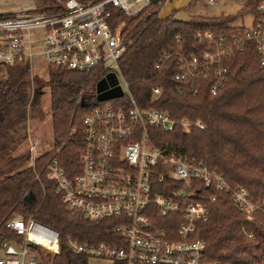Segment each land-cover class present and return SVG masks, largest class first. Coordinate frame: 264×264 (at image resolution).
I'll list each match as a JSON object with an SVG mask.
<instances>
[{"label":"built area","instance_id":"built-area-1","mask_svg":"<svg viewBox=\"0 0 264 264\" xmlns=\"http://www.w3.org/2000/svg\"><path fill=\"white\" fill-rule=\"evenodd\" d=\"M165 1L158 3L157 13ZM60 5L62 9L57 12L33 6L0 14V81L6 78L10 65L23 62L31 85L33 59L40 57L45 66L82 74L98 69L102 74L114 71L123 88L118 97L128 100L126 107L120 103L97 106L80 117L78 164L72 178L64 174L55 157L44 165L51 192L70 213L90 220H115L117 244L79 242L68 237L66 247L85 256L87 262L205 264V243L195 236V226L209 219L216 194H226L246 220L251 219L256 207L243 187H231L203 160L167 153L148 137L149 128L170 132L180 127L188 133L193 126L203 127L198 121L177 120L165 111L139 107L120 76L117 62L125 50L123 23L108 21L112 18L109 7L130 16L145 10L149 0H63ZM248 15L250 23L233 22L231 34L197 32L195 38L199 43L205 41L207 47L199 57L179 59L173 78L186 80L201 65L214 76L210 87V94H214L225 77L223 60L246 44L264 65V1ZM153 92L158 93V88ZM28 149L33 151L34 144ZM36 155L32 154L27 165L32 166ZM33 179L39 181L38 172L34 171ZM5 226L20 236V241L0 240V264H49L43 258H52L59 251L57 232L30 217L13 214Z\"/></svg>","mask_w":264,"mask_h":264},{"label":"trees","instance_id":"trees-1","mask_svg":"<svg viewBox=\"0 0 264 264\" xmlns=\"http://www.w3.org/2000/svg\"><path fill=\"white\" fill-rule=\"evenodd\" d=\"M62 1L43 0L45 10L60 11ZM261 1L264 0H244L231 15H191L186 20L172 15L159 17L156 7L161 0H149L145 10L130 16L109 7L112 18L108 21L113 25L123 23L125 50L117 63L134 102L142 108L165 111L177 120L201 122L203 126H193L188 133L180 127L170 132L149 128L153 145L167 153L203 160L231 187H243L256 207L252 219L246 220L226 194H216L209 219L195 226V236L205 243V264H264V65L259 64L250 44L233 51L222 62L225 77L214 94H210L214 76L201 65L186 80H175L173 75L179 59L199 57L207 47L205 41H197V32L231 34V24L244 14H253ZM102 72L98 69L82 74L45 66L51 149L37 154L32 166L25 165L0 178V240L20 241V236L5 222L13 214L30 217L57 232L59 251L52 258L46 256V263L49 259L50 264H88L85 256L68 250V237L86 243H118L113 232L114 219L90 220L70 213L51 192L43 174L50 157L56 158L67 177L76 174L83 114L97 106L120 103L126 107V96L106 100L95 97L94 83ZM154 88L159 92L154 93ZM33 89L25 63L8 67L6 78L0 81V154L13 147L17 132L25 127ZM34 171L38 172L39 181L33 179ZM28 191L32 197L24 200ZM249 233L252 237L247 236Z\"/></svg>","mask_w":264,"mask_h":264},{"label":"rangeland","instance_id":"rangeland-1","mask_svg":"<svg viewBox=\"0 0 264 264\" xmlns=\"http://www.w3.org/2000/svg\"><path fill=\"white\" fill-rule=\"evenodd\" d=\"M244 0H214L207 3L206 0H167L158 11L159 17L172 15L176 19L186 20L191 15L205 17L227 15L236 13L243 5ZM43 0H0V14L13 13L30 9L31 7L43 8ZM250 17L242 15L234 21L235 25H248ZM32 87H34L30 107L27 108V120L25 127L17 132L13 147L0 154V178L14 170L31 163L32 154L51 149V126L49 113V96L45 81V64L42 58L33 59ZM114 76L115 86H107L103 90L99 88L100 83L106 82ZM116 88L122 93L123 88L115 72L106 70L94 83V94L97 99H105L109 95L104 94L106 90ZM121 95V94H120ZM34 144V150L28 149L29 144ZM252 219V213H251ZM252 237V234H247ZM50 258V257H49ZM46 262V258H43ZM47 262L50 264V260ZM88 264H111L102 259H89Z\"/></svg>","mask_w":264,"mask_h":264},{"label":"water","instance_id":"water-1","mask_svg":"<svg viewBox=\"0 0 264 264\" xmlns=\"http://www.w3.org/2000/svg\"><path fill=\"white\" fill-rule=\"evenodd\" d=\"M113 84H115V78H114V76H112L111 78H108V79L106 80V82H104V83H100V84H99V88H100L101 90H103L105 87H107V86H112ZM104 94L109 95V96L111 95V96H110V97L107 96L105 99H98V100L112 99V98H114V97H118V96H120L121 93L119 92L118 89H116V88L114 87L113 89L111 88V90H110V89L106 90ZM31 197H32V194H31L30 191H28V192L25 194V196H24V200H29Z\"/></svg>","mask_w":264,"mask_h":264}]
</instances>
